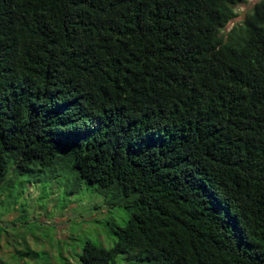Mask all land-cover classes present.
<instances>
[{
	"label": "trees",
	"instance_id": "16d2710c",
	"mask_svg": "<svg viewBox=\"0 0 264 264\" xmlns=\"http://www.w3.org/2000/svg\"><path fill=\"white\" fill-rule=\"evenodd\" d=\"M240 2L0 0V185L128 213L80 264H264V0L226 30Z\"/></svg>",
	"mask_w": 264,
	"mask_h": 264
},
{
	"label": "rangeland",
	"instance_id": "374dc122",
	"mask_svg": "<svg viewBox=\"0 0 264 264\" xmlns=\"http://www.w3.org/2000/svg\"><path fill=\"white\" fill-rule=\"evenodd\" d=\"M254 2L235 4L237 16L225 29L239 21ZM68 181L60 176L24 174L10 177L0 185V258L7 241L12 251L26 252L19 237L34 255L13 253L11 264H80L74 253L79 252L85 239L104 248L113 244L114 227L123 225L127 211L109 205L94 185L80 182L71 189ZM124 257L117 254L111 264H126Z\"/></svg>",
	"mask_w": 264,
	"mask_h": 264
}]
</instances>
